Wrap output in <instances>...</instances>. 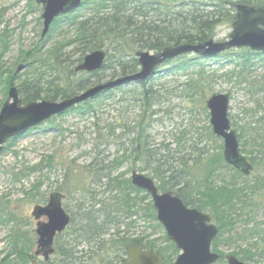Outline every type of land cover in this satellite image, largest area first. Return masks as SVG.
<instances>
[{
  "label": "rangeland",
  "instance_id": "1",
  "mask_svg": "<svg viewBox=\"0 0 264 264\" xmlns=\"http://www.w3.org/2000/svg\"><path fill=\"white\" fill-rule=\"evenodd\" d=\"M158 1L172 2L173 0ZM179 1L178 4H183L185 10V6L192 2V0ZM176 2V0L173 1L178 9ZM263 7L253 5L255 9ZM90 13L91 11L85 8L78 11L75 14L76 26L72 18L60 19L57 22L58 26L52 29L50 35L42 39L43 8L35 0H0V112L8 100L7 84L12 78L14 87L17 88L26 80H32L39 74L45 81L53 82L49 88H54L55 84L65 79L68 70H64L63 67H59L56 72L52 70L53 63L49 58L54 48L62 44L66 45L67 53L72 55L73 71L84 61L90 53L83 57L81 53H73L74 49L70 45L78 34V22L88 18ZM234 14L233 22H225L218 28L214 38L217 42L231 39L234 23L237 21V10ZM241 51L243 50L232 51L216 61H201L208 77L207 81L209 80L204 89L199 88L198 91L192 89L187 94H181L188 81L198 78V68L175 76H169L163 72L147 85V87L152 86L155 91H160L167 99L161 113V116H164V123H156L151 133L155 148L164 143L169 145L170 152L173 153V150L178 148L176 134L181 132L185 133L182 143L185 150L195 143L201 148H206L210 154L222 155L223 139L209 135L211 125L207 102L214 95L230 97L229 118L232 128L235 131L237 126L246 128L249 142L252 136L250 133L254 132V129L263 128L264 123L260 124L259 121L264 118V56H253L247 62L235 59L233 53ZM81 58L83 61L78 62ZM187 58H194V56ZM20 66H23V70L17 73ZM171 67H163L162 71L169 70ZM75 74L79 81L81 73ZM105 76L101 81L95 78L93 81L96 84L79 94L95 86L119 79V77L112 78L110 73H106ZM122 90L123 93H117L113 100L101 98L94 102L92 112L82 113L80 110H75L67 115L55 117L31 130L17 142H9L10 144L5 145L7 150L4 151V147L0 155V262L12 253L14 242L17 238H21L25 246L28 240L31 241L28 251L29 264H32L34 259L33 264H44L42 259L34 256L37 249L35 230L38 221L32 213L36 206H43L44 201L52 193L64 195L62 200L64 209L71 217L76 216L79 223L82 213L78 209L84 207L86 210H91V204L87 202L91 197L89 193H94V196L96 194V202L103 201L109 206L121 198L109 191V182L111 185H115L116 182L111 183L106 177L109 176L111 180L118 178L124 184L131 180L133 166L138 167L139 164L123 162L119 166L116 165V160L122 158L123 154L118 151L113 142L121 141L122 133L118 127H114L115 131H112L113 125L110 124L115 119H120V116L115 117L118 115V113L115 114L116 110L128 109L133 117L139 116L141 111V105L133 102L132 89L122 88ZM121 98H124L126 102L117 105V101ZM81 106L84 107L83 104ZM158 109L157 106L154 110ZM113 117L115 119H111ZM128 118L132 119V115L130 114ZM115 122L121 126L120 124L125 121L115 120ZM240 148L244 158L251 164L250 156L244 154L243 148ZM250 148L251 145L247 149ZM102 168L105 170L100 171ZM232 176L233 173L224 171L217 178L219 181L216 180L215 185L221 186L222 182L229 184ZM257 177L264 179V168L257 170L254 168L249 176L242 174V178L238 179L240 187L252 189ZM93 179L97 182L94 183ZM147 195V193H141L131 196L134 200V209L139 212V215L124 218L125 224L120 226L119 231H125L126 224L135 222L134 230L130 231L127 237L139 239L142 236L145 244L154 246L153 250L163 253L165 257H172L175 263L180 251L168 240L163 226L143 216L144 210L148 209L152 202ZM245 196H247L246 208L248 209L243 212L237 209L233 214L240 220L237 230L241 233L245 231L244 237L247 238L239 240L235 236L225 235L217 253H222L224 257L238 254L239 256L236 257L240 258L243 251H251L254 256L251 264H264V259L260 257L257 250V247L263 246L262 237L255 236L248 239L251 232L248 229L255 230V226H258L260 231L264 232V188L248 190ZM99 208H101L100 205L95 209ZM248 217L253 219L249 227L241 222V220L247 221ZM211 219L212 224L218 226L212 216ZM42 222L47 223V220L42 219ZM72 234V230H67L59 242L61 241L62 244L70 242L73 239ZM113 234H115L114 228L104 236V239H111ZM213 246L212 250L216 252ZM19 247L24 248L22 245ZM12 259L17 257L13 256ZM57 259L56 254L51 262ZM217 264H227V261L224 258Z\"/></svg>",
  "mask_w": 264,
  "mask_h": 264
},
{
  "label": "trees",
  "instance_id": "2",
  "mask_svg": "<svg viewBox=\"0 0 264 264\" xmlns=\"http://www.w3.org/2000/svg\"><path fill=\"white\" fill-rule=\"evenodd\" d=\"M237 4L264 6V0H192L190 4L185 6L186 10L184 7L178 8L181 9L178 10L172 5V7H165V9L157 8L153 12L144 10V8L142 9L125 0H100L90 10L91 13L88 18L78 22V34L70 47H73V53H81L83 57L96 50H105L108 58L103 68L93 74L81 73V79L78 81L72 70V55L67 53L66 45L62 44L54 48L49 59L52 60L54 72L59 67H63L64 70H68L67 76L58 83L56 82L54 88H49L53 82L45 81L41 74L32 80H26L19 87L23 103L44 100L59 101L71 98L96 84L93 81L95 78L99 81L104 79L106 73H110L114 79L132 76L139 71V65L135 58L136 52H161L168 47L205 43L214 39L222 24L229 21L231 23L235 20L234 12ZM159 6L162 5L159 4ZM73 21L74 26H76V18ZM233 55L235 59L245 62L253 56H264L249 50L236 52ZM82 61V58L78 60V62ZM194 68L199 69L198 78L188 81L185 85L181 94H187L189 90L198 91L199 88L204 89L208 85L209 80L207 81L208 77L200 59H184L176 62L171 70L164 71V73L175 76ZM12 79L8 81L7 90L14 86ZM146 85L143 83L142 85L126 87V89H132L133 102L141 105L139 116L133 117L128 109H121L115 112V114L118 113L115 117L120 116V119L111 118L116 121H125L124 123L120 122L121 126L115 120L110 124L113 125L112 131H115L114 127H118L122 133L121 141L113 142L118 151L123 154L122 158L116 160V165L119 166L123 162L139 164L138 167L133 166L132 170L147 174L159 182L158 188L161 192L171 191L178 194L186 206L209 213L219 229V235L213 244L216 252L219 253L221 240L225 235L228 237L235 236L239 240L247 238L244 237L245 231L241 233L237 230L240 220L233 213L237 209L242 212L248 209L246 208L247 196L245 193L248 190L264 188V179L257 177L256 184L252 189L241 188L238 179L242 178V174L227 165L223 161L222 155L210 154L206 148H201L195 143L191 144L188 150H185V147H182L185 133L176 134L178 148L173 150V153L170 152L169 145L164 143L155 148L156 145H154V138L151 133L156 123H164V116H161V113L164 108L163 104L167 99L160 91H155L152 86L147 87ZM117 93L122 94V88L103 93L95 100L83 104L84 107L78 106L70 112L75 110H80L82 113L92 112L94 102L101 98L113 100ZM124 102L126 100L121 98L117 101V105ZM128 104L130 105L131 101ZM157 106L159 109L154 110ZM70 112H66L64 115ZM130 114L132 119L128 118ZM259 123H264V118L260 119ZM236 132L240 147L243 148L244 154L250 156L249 161L252 162L255 170L264 168V126L261 130L254 129V132L250 133L252 135L249 138L251 144L247 140L249 134L246 128L237 126ZM209 135L210 137L214 135L211 127ZM111 136L113 135L111 134ZM19 139L16 138L12 142H17ZM250 145L251 148L247 149ZM6 150L5 147L4 151ZM103 170L105 168L100 171ZM224 171L233 173L231 182L229 184L222 182L221 186H216L217 178ZM106 178L111 183L115 184L116 182L115 185H111L109 182V191L112 194L116 193V196H121V198L109 206L103 201L96 202V194L94 196V193H89L91 197L87 202L91 204V210H86L84 207L78 209L82 213L80 223L77 222L76 216H72L71 226L68 230H72L73 239L68 243L58 242V259L44 264L113 263L125 257L127 246L130 244H137L144 249L151 248L153 250L155 248L150 244H145L142 236L139 239L127 237V234L134 230L135 222L126 224L125 231H119L120 226L125 224L124 218L139 215V212L134 209V200L131 196L144 192L132 186L131 180L122 184L118 178L115 180H111L109 176ZM93 182L97 181L94 180ZM147 197L149 198L148 195ZM98 205L101 208L96 210ZM238 215L241 216V214ZM249 215L252 214L249 213ZM143 216L156 221L152 202L149 208L144 210ZM252 220L248 217L247 221L241 220V222L249 227L248 225ZM113 228L115 234L111 239L105 240L104 236ZM259 228L258 226H255V230L247 228L251 231L248 239L255 236L262 237L263 246L257 247V250L260 257L264 259V232L260 231ZM62 236H60V240ZM13 245L12 253L7 255L0 264H29L30 254L28 251L31 241L28 240L25 246L21 242V238H17ZM20 245L24 248H20ZM174 251L177 253V250L174 249ZM220 254L222 256L221 261H223L224 255ZM13 256H16L17 259H12ZM235 256L239 255L235 254ZM253 258L251 251H243L239 259L245 264H251ZM164 264H174V259L166 256Z\"/></svg>",
  "mask_w": 264,
  "mask_h": 264
},
{
  "label": "water",
  "instance_id": "3",
  "mask_svg": "<svg viewBox=\"0 0 264 264\" xmlns=\"http://www.w3.org/2000/svg\"><path fill=\"white\" fill-rule=\"evenodd\" d=\"M37 2L44 5L43 38L48 34L56 18L71 13L82 4L81 0H37ZM237 10V21L234 23L233 34L228 42L219 43L212 39L203 44L168 47L158 54L140 52L137 54L140 72L95 86L60 102L41 101L23 104L19 89L10 88L8 100L0 112V155L8 141L26 135L30 130L80 104L94 100L108 91L152 79L156 69L167 60L191 53L203 58H213L233 49L244 48L264 54V29H262L264 8L255 9L238 5ZM106 59L107 53L104 50L94 51L87 55L74 71L87 74L98 72L103 68ZM22 70L23 66H20L17 73ZM229 105L228 95H214L207 102V108L211 113V125L214 135L224 141L223 161L243 175L249 176L254 166L240 152L237 133L232 129L229 118ZM131 183L135 188L151 196L158 222L165 228L169 241L173 242L180 251L175 264H217L221 260V256L212 250L219 230L212 224L208 214L187 207L178 194L160 193L156 182L143 174L133 172ZM63 198L64 195L54 192L47 206H36L32 213L38 221L35 231L38 237L35 256L43 257L46 262L55 253V237L66 232L71 224L72 218L63 207ZM43 217L48 219L47 223L41 221ZM226 261L227 264H245L233 255L226 256ZM115 264H164V256L159 252L144 250L136 244H131L123 261Z\"/></svg>",
  "mask_w": 264,
  "mask_h": 264
},
{
  "label": "flooded vegetation",
  "instance_id": "4",
  "mask_svg": "<svg viewBox=\"0 0 264 264\" xmlns=\"http://www.w3.org/2000/svg\"><path fill=\"white\" fill-rule=\"evenodd\" d=\"M36 1V3L39 5V6H41L42 8H43V14H44V5L43 4H41V3H38L37 2V0H35ZM82 1V4H81V6L79 7V8H77V9H75L74 11H72L71 13H69V14H67V15H62V16H60V17H58V18H56L54 21H53V23L51 24V26H50V29H49V32H48V34L46 35V36H49L50 35V33H51V31H52V29L55 27V26H58V21H60V19H66V18H72V20L73 19H75L76 18V16H75V14L78 12V11H80V10H82L83 8H85V9H88V10H92L93 9V6H95V5H97V3H99L100 2V0H81ZM125 1H128V2H132L133 4H135V5H137L138 7H141L142 9L144 8V10H149V11H154V10H157V8H159V9H165V7H172V5H174V3H173V1L172 2H160V1H158V0H125ZM177 2L175 3L176 5H178V8H182V7H184V5L183 4H178L180 1L179 0H176ZM182 2V1H181ZM159 4L160 5H162V6H159ZM85 5V6H84ZM238 5H242V4H237L236 5V8H237V6ZM148 6V7H147ZM235 10H237V9H235ZM43 14H42V20H41V22L43 23V29H44V19H43ZM43 32V31H42ZM45 36V37H46ZM44 37V38H45ZM43 37H42V39H44ZM216 41V40H215ZM228 40H226V41H223V42H219V43H224V42H227ZM217 42V41H216ZM198 44H203V43H198ZM192 45H197V44H192ZM180 46V45H179ZM173 47H175V46H173ZM164 50V49H163ZM162 50V51H163ZM161 51V52H162ZM139 52H142V51H139ZM151 53H153V54H158V53H160V52H153V51H151ZM189 56H194V58H187V59H200L201 61L202 60H205V59H203V58H201V56H199V55H197V54H195V53H191V54H187V55H184V56H181V57H179V58H175V59H172V60H167V61H165L164 63H163V65L158 69L159 71L158 72H162V68L163 67H165V68H168V67H170V66H174L175 64H176V62H180V61H182V60H184V59H186V57H189ZM135 58L137 59V57H136V53H135ZM213 58H215V57H213ZM219 58V57H218ZM211 59V61H212V58H208V60H210ZM216 61V60H215ZM137 62H138V59H137ZM138 65H139V63H138ZM172 67L169 69V70H171L172 69ZM138 70L140 71L141 70V67H140V65H139V67H138ZM165 71H167V70H165ZM50 198H51V196L46 200V201H44V204H43V207H45V206H47L48 204H49V201H50ZM72 218V217H71ZM42 219H46L47 221H48V219L47 218H45V217H43ZM42 219H41V221H42ZM36 231V230H35ZM61 235H63V234H61ZM61 235H57L56 237H55V240H54V248H55V253H54V255L50 258V260L48 261V262H51V259L57 254V243L59 242V240H60V236ZM141 247V246H140ZM141 248H143V247H141ZM144 249V248H143ZM144 250H151V248H148V249H144ZM163 254V253H162ZM164 255V254H163ZM41 258H43V257H40V259ZM125 258V257H124ZM123 258V259H124ZM165 255H164V261H165ZM123 259L122 260H119V261H116V262H113L112 264H115V263H120L121 261H123ZM43 260V259H42ZM44 261V260H43ZM33 263H35V260H33L32 261ZM47 262V263H48ZM44 263H46L45 261H44Z\"/></svg>",
  "mask_w": 264,
  "mask_h": 264
}]
</instances>
